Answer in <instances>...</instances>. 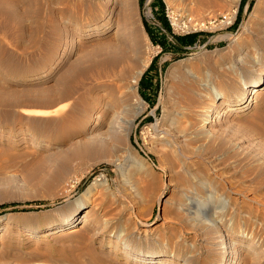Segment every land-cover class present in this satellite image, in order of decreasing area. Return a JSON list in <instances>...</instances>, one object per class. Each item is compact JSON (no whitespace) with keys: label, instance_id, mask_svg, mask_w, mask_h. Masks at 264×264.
<instances>
[{"label":"rangeland","instance_id":"obj_1","mask_svg":"<svg viewBox=\"0 0 264 264\" xmlns=\"http://www.w3.org/2000/svg\"><path fill=\"white\" fill-rule=\"evenodd\" d=\"M241 2L0 0V264H264V86L234 106L264 0ZM115 33L134 84L105 62Z\"/></svg>","mask_w":264,"mask_h":264},{"label":"bare ground","instance_id":"obj_2","mask_svg":"<svg viewBox=\"0 0 264 264\" xmlns=\"http://www.w3.org/2000/svg\"><path fill=\"white\" fill-rule=\"evenodd\" d=\"M256 7L258 8L259 6H256ZM95 29L96 28L94 27L91 30H95ZM101 33H102V31H101ZM116 35H117L116 36L117 39H115V43H109L104 47V49L102 48V52L104 54L103 56H104L105 62L108 63V65L111 68L110 70L112 71L111 73H113V74H114V71L116 70V68L121 66L122 68L120 70V74L123 77H127V78L130 77L131 82L134 84V83H136V81H135L136 77L141 74V72L138 71L140 63H141L139 51H137V50L135 51L134 49H132V47L130 46V42H128V40L125 37L118 36L119 34H116ZM263 86H264V71L257 77V79L250 81V82H247V84L245 85L246 89L241 93L239 100H237V103L234 106H237V107L240 106L239 108H241L242 110L249 107L251 100L248 102V93H249V95L252 94V96L256 95L258 93V91L260 89H262ZM135 89H136L135 86H131L129 88V92H128L129 99L134 97ZM247 90H249V92ZM216 99L219 102V104L227 105L226 100H224L220 94L215 95V100ZM134 116H135V114H134ZM119 128H123V127L121 125L118 127V132H120V133L126 131L124 129L121 132V131H119ZM97 135H95V136H97ZM104 135H105V133H104ZM88 195H89V190H86L83 193V196L88 197ZM83 206H85L83 203H77V206H76L77 211L82 209ZM83 219H84L83 226L80 228V230H82V229H85L87 227L88 222H89L87 214L83 215L81 217V219H78V218H76V214L73 213L67 217L66 224H63V225L68 226V228H70V230H73L74 227H76V225H77L76 223H81ZM76 232H77L76 230H73L72 232H70V234H74ZM138 255L143 256V254H138ZM145 256H147V255H144V257ZM147 257H149V259L159 258V256H155V255H150ZM225 264H227V263H225Z\"/></svg>","mask_w":264,"mask_h":264},{"label":"built area","instance_id":"obj_3","mask_svg":"<svg viewBox=\"0 0 264 264\" xmlns=\"http://www.w3.org/2000/svg\"><path fill=\"white\" fill-rule=\"evenodd\" d=\"M166 16L169 17L168 15V10H166ZM236 16H237V11H233L231 13H227V14H224V15H221L219 18V24L221 25H225V26H231L233 24V21L236 19ZM170 20H174L173 22H175L176 24L179 25V21H177V17H174V18H170L169 17V21ZM171 25H172V22H170ZM193 23V21H191V19L189 18L187 21H184L181 25L182 26H186V25H191Z\"/></svg>","mask_w":264,"mask_h":264},{"label":"trees","instance_id":"obj_4","mask_svg":"<svg viewBox=\"0 0 264 264\" xmlns=\"http://www.w3.org/2000/svg\"><path fill=\"white\" fill-rule=\"evenodd\" d=\"M244 1H245V0H242V2H241V6L243 5ZM163 22H164V24H165L166 26L168 25L167 23H165V20H164V19H163ZM146 30H147V33H148V35H149V38H150L152 41H154L153 35H152V33L150 32V30H148V29H146ZM175 38H176V40H177L178 42H184V41H186V43L191 44V43H193L194 36H193V35H189V36H186V37H175ZM154 42H155V41H154Z\"/></svg>","mask_w":264,"mask_h":264}]
</instances>
